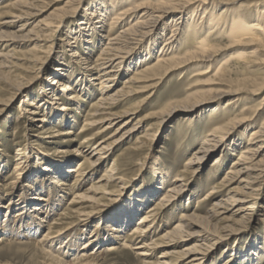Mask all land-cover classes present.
I'll list each match as a JSON object with an SVG mask.
<instances>
[{"label":"bare ground","instance_id":"6f19581e","mask_svg":"<svg viewBox=\"0 0 264 264\" xmlns=\"http://www.w3.org/2000/svg\"><path fill=\"white\" fill-rule=\"evenodd\" d=\"M251 1L252 7L247 9L235 6L239 0H10L4 4L0 10V82L11 87L14 96L25 94L16 121L25 119L50 133L57 126H70L63 135L72 136L77 123L72 110L80 114L86 98L94 99L77 136L71 137L72 141L80 139L75 148V158H81L77 168L68 169L74 151L56 157L35 151L33 146L28 151L18 149L20 157L14 158L29 163L31 170L25 177L6 184L0 175V189L8 186L10 190L8 205L0 206V217L10 219L17 209L13 216L16 225L7 224L9 235H1L0 244L21 239L23 229L32 237L41 227V218L49 221L48 229L35 241L48 264H100L96 258L120 248L135 250L144 264H216L211 259L215 247L240 232L231 222L241 225L258 215L257 199L264 185V0ZM76 18V25L70 27L69 21ZM102 39L107 42L93 57ZM26 45L29 48L21 55L15 49ZM51 62L54 66L49 69ZM190 67L196 88L186 98L133 123L126 119L153 96L164 78ZM36 84L40 88L28 94ZM140 93L145 95L135 107L118 109ZM5 103L7 109L9 102ZM208 106L207 125L211 126L199 145L190 149L181 173L171 180L170 169L158 151L148 165L151 179L141 177L109 212L100 209L99 202L111 193L107 190L113 182L126 180L118 161H110L93 180L115 145L137 132V141L148 137L150 127L141 135V121L151 116L161 123L187 116L186 124L196 129ZM200 111L203 113L196 114ZM105 132L108 135L99 140ZM198 139L191 135L186 147L191 148ZM236 152L215 186L220 190L208 191L200 202L217 193L219 197L209 206L188 210L192 194H186V173H198L213 153L217 154L211 168L218 165L222 171ZM1 162L0 173L6 168ZM72 172L75 177L70 183L66 178ZM21 184L16 198L13 191ZM166 184L162 196L136 220ZM39 193L45 195L39 197ZM68 193L70 211L46 220ZM184 199L187 204L182 205ZM2 200L0 195V203ZM179 209V218L171 224L170 217ZM90 221L94 230L88 232ZM259 221L262 231L248 234L245 243L239 241L243 246L224 247L220 264H262L264 214ZM63 224L67 226L53 235L52 228ZM160 247L165 251L154 263L149 261Z\"/></svg>","mask_w":264,"mask_h":264},{"label":"rangeland","instance_id":"374dc122","mask_svg":"<svg viewBox=\"0 0 264 264\" xmlns=\"http://www.w3.org/2000/svg\"><path fill=\"white\" fill-rule=\"evenodd\" d=\"M13 1V0H11ZM7 2H10V0H0V10L1 7L4 6ZM251 0H239V3L237 2L235 6H242L246 7V9L249 7H252ZM85 6V5H84ZM84 6L79 11V15L82 14L84 10ZM49 7V6H48ZM77 18L74 20H70L68 25L71 27L73 25H76ZM169 33V31H168ZM107 42L106 39H102V43L100 46L95 47V51L93 53V57L95 54L101 49L102 46ZM161 45V44H160ZM27 46V45H26ZM18 46L15 49L17 52L21 55L22 51H26L29 47L27 46ZM2 48V47H0ZM21 51V52H20ZM56 58L54 57V60ZM55 62V61H54ZM54 62H51L49 65V69L53 68ZM194 68V67H193ZM132 71H129L128 74L122 75L119 79L118 85L121 84V82L124 80L126 76L131 74ZM191 72V73H190ZM182 73H186L185 75H181ZM192 75V68H182L175 73L171 74L167 78H164L159 85L154 89L153 96L147 100L144 101L140 106L136 107L135 113L129 115L126 117V119L131 120V123L133 121L135 122L138 119L145 118L146 116H150L151 114L158 112L162 110L164 107H166L169 103L177 100H182L186 98L191 92L195 90L196 87H194L195 81L194 77H191ZM35 76V75H34ZM49 75H46L44 77V80L48 78ZM30 77V76H28ZM31 78H34L31 76ZM194 78V79H193ZM192 79V80H191ZM191 81V82H190ZM35 83V82H34ZM33 83V84H34ZM95 81H92V87L97 90L98 85L96 86ZM31 84V83H29ZM4 84L0 82V89L1 90V99H0V163L1 161L4 162L5 169L2 170L0 173L2 177V182L10 183L13 181H16L17 178L20 176L25 177L28 172L31 170L29 163L25 162V159H20L23 161V163L20 160L16 161L14 160L17 156L18 149H24L28 151L33 146L35 147V151L39 150L43 153L52 154L56 157L63 155L65 152L69 153L74 151V154L71 153V158L69 157L70 164L68 165V169L71 170V168H77V162L81 160V158H75L77 157L75 155V148L79 145V138H76V140L72 141L71 137H76L77 133L80 131L81 126L84 122V116L85 112L90 109L91 106V100L89 98H86L87 100L84 101L83 107L80 109V114L76 113V111L72 110V114L76 116L77 123L74 127V134L72 136L63 135V132H65L66 129H68L70 126H57L54 130V132L50 133L49 131H44V128L36 127L33 125H30L31 123L26 122L25 119H19L17 120V115L19 110L17 109L19 103L21 102L22 98L25 97L24 95H18L14 96V92H11V87L5 88L3 86ZM192 86V87H191ZM39 85L36 84L32 86V89L28 92H33L37 89H39ZM190 92V93H189ZM26 94V95H28ZM144 93H140L139 95H135L132 99L124 101L121 106L118 108L119 110L127 109V108H133L136 104L142 100ZM261 96V95H260ZM257 98V97H255ZM259 99V98H258ZM2 102V103H1ZM5 102H9L8 108H3V104H6ZM253 103V102H252ZM251 103V104H252ZM5 106V105H4ZM209 106L206 107L207 111H204V117H199V120L196 122V129H192L190 125L186 124V117H177L175 120H172L169 122L167 121L161 123L157 117H149L147 119H144L142 122V129H140L141 135L144 134L145 129L150 127L148 133L150 134L148 137H144L143 139L137 141V135H140L139 132L134 134L132 137L126 139L120 144L115 145L112 150L110 151L109 158L98 168L97 172L94 175V181L97 180L104 171L108 168L110 165V161H118V166L121 172L124 173V178L126 179L124 182L114 181L113 187H111L110 191L111 193L109 195H106L101 202H99L100 209H106L104 212H109L112 208L119 205L121 201L126 198L132 188H134L137 183L139 182L141 177L146 176L148 180L151 179V176L147 173L148 165L151 163V158L154 156V154L158 151L159 156L162 160H164L168 166V169H170V179L172 180L179 172L181 173L182 170L185 169L184 163L185 160L190 156L193 149L199 145L200 141L203 139L204 131H208L210 128V124L207 125L209 122L208 120V111ZM204 109V110H205ZM203 113L202 111L197 112L196 114ZM192 114V113H191ZM195 115V114H194ZM264 115V114H262ZM261 115V116H262ZM179 118V119H178ZM141 125V124H140ZM168 126V127H167ZM188 128V129H187ZM110 131V130H109ZM108 131V132H109ZM108 132L103 133L99 140H103L107 135ZM239 133L236 132L234 136H236ZM41 134V135H40ZM45 134V135H44ZM191 135H198V140L196 141V144L192 146L191 148L186 147L187 140L191 137ZM47 136H50L47 138ZM44 137V138H41ZM81 137V136H80ZM40 138V139H39ZM79 139V140H78ZM66 140V141H65ZM183 142V143H182ZM198 142V143H197ZM192 151H191V150ZM23 150V149H22ZM217 153H213L209 158L206 160L205 164L201 167L200 171L193 175V173H186L187 174V188L186 194L190 193L192 194L190 205L188 207V210H197L200 207H206L209 206L212 201L215 200V198L219 197L220 193H217L216 196L210 197L208 201L200 202L202 196L206 194L208 191H219L220 189L215 187L218 186V183L220 182L221 175L224 174V172L227 170V168L231 165L232 160H234L238 152L235 153V155L230 156V158L226 161V163L222 166V171L219 170L220 166H216L211 168L212 159ZM75 158V159H73ZM5 160V161H4ZM38 161V160H36ZM35 163V159L33 160ZM19 165L20 167L16 170L14 169L15 164ZM86 167V166H85ZM87 170V169H86ZM183 174V173H182ZM143 175V176H142ZM75 177V173H70L69 177L66 178L70 183H73ZM62 178H57L55 181L59 182ZM7 180V181H6ZM92 181H89L86 187H89V184ZM204 183V184H203ZM139 184V183H138ZM202 184L201 188H198V186ZM57 186V183H54V186ZM168 184L165 185L164 189H162L149 203H147L144 206V209L142 212L137 216L136 220L140 218L142 214H144L147 211V208L151 206L154 202L158 200L162 196V194L165 192ZM22 187V184L18 189L12 190L13 194H15L16 198L19 197V191ZM8 186L5 188L0 189V195L3 197L4 200L1 201L0 206H3V204H7L9 201V197L7 195V192L9 193V189L7 190ZM192 189V191H190ZM45 193L40 194L39 197L44 196ZM5 197V198H4ZM64 198V201L58 205L51 213L50 217H48L46 220H49L51 218L56 217L59 213L65 211L69 212L70 210L67 209L68 207V201L71 198V195L68 193ZM263 197V198H262ZM212 198V199H211ZM264 185L263 189L261 191L260 197H258V215L255 216V218L252 220H246V222L242 221L240 224H236L233 222L232 227H237L240 232L234 235L230 234V239L228 241H225V243H221L220 245H217L215 249L212 252L211 259H216V264H220V261L223 254V249L227 245H239L243 246L244 244H238L239 241H243L245 243L248 238V234L256 231H262V222L259 221L260 218L263 217L264 214ZM43 202V201H42ZM187 204V199H184L182 201V205ZM186 202V203H185ZM11 204V203H10ZM12 205H10V208ZM69 208V207H68ZM236 207H233L234 210ZM17 209H13L10 216L12 217L10 219L4 220L5 216L0 217V236L1 235H9V232L6 231L7 228H5L8 224V226L14 224V213ZM179 209L177 213L172 215L170 217L171 224H174L177 219L180 216ZM73 215V214H72ZM59 217V216H57ZM76 217H72L71 220L75 219ZM39 223L41 224V227L39 231L36 234H31L32 237H30L28 232H25L23 229L22 237L21 239H13L10 242L0 244V264H48L49 260L45 257L43 254L41 247L39 244L36 243L35 238L41 237L44 232L48 229L49 221H42L41 218L38 219ZM69 220V221H71ZM10 221V222H9ZM93 221V220H92ZM90 221L89 230L88 232H91L94 230V223ZM243 223V224H242ZM48 224V225H47ZM87 224V225H88ZM135 223H132L129 227H127L124 231L125 235H128V231L131 229V227ZM16 225V223L14 224ZM64 226H67L66 224L59 225L57 228H52L53 235L56 234L61 228ZM34 236V237H33ZM36 236V237H35ZM84 240L80 242V245L83 244ZM241 243V242H239ZM165 247H160L156 251V255L149 259V261H153V263L157 260V256L162 254ZM126 252V253H125ZM135 250H125L123 248H120L117 251H114L112 253H105L101 255L100 257L96 258V261L100 264H144L142 258L135 254ZM156 256V257H155ZM154 259V260H153ZM264 264V260L261 262ZM211 264V263H207ZM215 264V263H214Z\"/></svg>","mask_w":264,"mask_h":264}]
</instances>
